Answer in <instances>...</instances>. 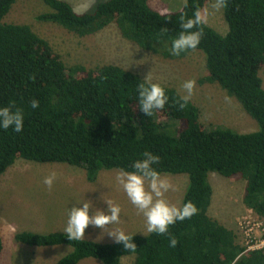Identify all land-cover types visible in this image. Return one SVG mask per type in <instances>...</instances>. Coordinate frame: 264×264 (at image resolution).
Returning <instances> with one entry per match:
<instances>
[{
  "label": "trees",
  "instance_id": "trees-1",
  "mask_svg": "<svg viewBox=\"0 0 264 264\" xmlns=\"http://www.w3.org/2000/svg\"><path fill=\"white\" fill-rule=\"evenodd\" d=\"M16 1L0 0V105L22 108L25 124L22 132L0 129V177L24 158L83 167L94 182L102 169L131 170L133 161L150 151L160 156L155 167L162 173L189 175L183 203L190 200L198 209L166 234L131 233L135 250L113 241H69L63 231L24 230L16 239L31 246L71 245L55 264H78L87 257L122 264L133 254L134 264H264V249L244 253L237 232L209 213L214 194L209 173L216 171L244 178V204L264 217V0H223L228 31L206 22L199 26L200 44L180 56L169 52L179 17L203 10L207 0H186L171 12L154 9L149 0H104L84 12L68 0H43L51 10L38 15L81 36L116 23L125 38L166 58L201 50L208 68L201 82L218 83L236 97L259 124L252 132L207 127L199 105L190 99L180 108L175 102L180 91L163 83L168 104L146 116L138 105L141 74L113 63L68 67L30 24L4 21ZM32 99L39 101L37 109L30 107ZM3 249L0 231V264Z\"/></svg>",
  "mask_w": 264,
  "mask_h": 264
},
{
  "label": "rangeland",
  "instance_id": "rangeland-1",
  "mask_svg": "<svg viewBox=\"0 0 264 264\" xmlns=\"http://www.w3.org/2000/svg\"><path fill=\"white\" fill-rule=\"evenodd\" d=\"M68 1L78 12H84L94 10L104 0ZM185 2L149 0L150 5L160 12L179 11ZM219 2L207 0L203 11L207 15V23L224 34L229 25L224 7H215ZM50 10V6L43 0H17L4 21L30 24L38 34L50 41L68 67L75 64L87 68L108 63L118 64L143 77L150 73L153 81L173 86L182 94L181 84L185 80L194 79L196 86L191 100L199 105L201 121L207 127H231L240 132L259 129L257 120L236 97L231 96L218 83L201 82V78L208 74L206 55L201 50H194L183 58H166L125 38L116 23L96 33L81 36L58 23L38 19V15ZM260 73L264 80V67ZM118 170L102 169L97 180L91 182L83 167L67 162H38L19 158L0 177V231L4 241L1 264H55L72 250L71 245L31 246L18 241L16 234L24 230L42 233L62 231L67 219L66 209L76 199L84 197L92 199L99 207H106L101 199L113 200L122 209L118 226L130 234H147L145 218L129 202L116 181ZM52 172L56 173V178L52 188H49L43 179ZM162 174L167 175L175 186V190L167 192L165 198L172 204L182 206L189 175L170 172ZM209 180L214 187L210 215L223 218L222 221L236 231V219L246 209L243 201L246 180L240 176H224L216 171L209 173ZM100 233V229L90 226L86 229L85 238L113 241L102 234L100 236ZM135 257L134 254L123 257L122 264H134ZM78 264L102 262L98 258L87 257Z\"/></svg>",
  "mask_w": 264,
  "mask_h": 264
},
{
  "label": "clouds",
  "instance_id": "clouds-1",
  "mask_svg": "<svg viewBox=\"0 0 264 264\" xmlns=\"http://www.w3.org/2000/svg\"><path fill=\"white\" fill-rule=\"evenodd\" d=\"M223 6V0L215 5L218 9ZM207 22V15L201 9H196L191 16L181 13L179 17V30L171 37L169 52L172 56H180L191 49H195L201 42L202 29L199 26ZM137 84L139 110L146 116L153 115L154 111L162 110L169 102V95L164 85L154 82L150 73L140 79ZM196 81L185 80L181 84L183 94L177 92L175 102L184 108L190 101ZM30 107L37 109L39 101L32 99ZM25 124V113L15 104L0 105V129L22 132ZM160 156L146 151L140 158L128 167L118 170L116 181L123 189L129 202L136 207L145 218L146 232L166 234L169 227L177 221L191 218L197 213V206L192 201H186L182 206L170 203L165 194L175 190L171 179L162 174L155 165ZM56 173L52 172L43 179V183L52 188ZM101 199V198H100ZM106 207L95 205L90 198L76 199L71 207L66 209L67 219L63 226L64 236L69 241H80L85 238L86 229L90 226L101 230L116 244H122L125 249L135 250L137 247L134 236L119 227L121 221V206L111 199H101ZM117 225V227H113ZM105 229H108L105 231ZM176 239H170V245L175 246Z\"/></svg>",
  "mask_w": 264,
  "mask_h": 264
},
{
  "label": "built area",
  "instance_id": "built-area-1",
  "mask_svg": "<svg viewBox=\"0 0 264 264\" xmlns=\"http://www.w3.org/2000/svg\"><path fill=\"white\" fill-rule=\"evenodd\" d=\"M238 239L245 252L264 249V217L247 207L245 212L236 219Z\"/></svg>",
  "mask_w": 264,
  "mask_h": 264
},
{
  "label": "crops",
  "instance_id": "crops-1",
  "mask_svg": "<svg viewBox=\"0 0 264 264\" xmlns=\"http://www.w3.org/2000/svg\"><path fill=\"white\" fill-rule=\"evenodd\" d=\"M213 203V202H212ZM211 206H212V204H211ZM211 206H210V208H209V210L211 209ZM212 210V209H211ZM210 212V211H209ZM223 212V208H222V210H221V213ZM223 214V213H222ZM216 215H217V213H216ZM224 216V215H223ZM218 218V217H217ZM222 223H224L223 221H222V219L223 218H218ZM224 219H227V217H225ZM225 224V223H224ZM225 225H227V224H225ZM228 226V225H227Z\"/></svg>",
  "mask_w": 264,
  "mask_h": 264
}]
</instances>
